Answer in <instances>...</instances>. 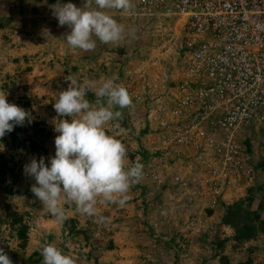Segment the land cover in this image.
Listing matches in <instances>:
<instances>
[{
    "label": "rangeland",
    "instance_id": "374dc122",
    "mask_svg": "<svg viewBox=\"0 0 264 264\" xmlns=\"http://www.w3.org/2000/svg\"><path fill=\"white\" fill-rule=\"evenodd\" d=\"M61 1L75 3L74 0L73 2ZM31 10L35 8L31 7ZM47 15V13L41 15L38 26L32 24L31 16L23 14L20 21L14 23L16 26H12L11 23L10 26L0 28V92L7 94V101L18 107H21V102L27 99L29 106L25 111L29 113L31 121H39L40 126L50 130L51 134L43 143L46 148L43 157L45 163L49 164V159L55 155V137L59 135L54 131V123L64 119V117H58L53 105L59 92L66 90L70 83L65 81V77L72 74L79 83L96 88L105 79L117 76L115 74L117 70L123 73L128 68L131 81L128 92L131 91L132 94L140 97H148L157 92L162 85L169 84L172 79L168 76L171 70L170 59L162 60L155 54H150V49L155 46L160 37L167 39L176 32L177 28L172 19H166L163 16L121 17L110 14L124 26L125 38L112 44L99 43L105 48L96 49L98 51L96 55V51L93 54L92 51L71 50L69 46H66L59 37L64 26H59L58 20L54 25H50L46 19ZM51 18L55 17L52 15ZM131 28L136 29L135 39L127 35ZM99 44L98 46L102 47ZM73 66L77 67L76 70H73ZM135 107L137 112L130 117L129 126L137 131L146 119V114L141 104L136 106L133 103V108ZM128 110L131 111V109ZM114 123L109 122L104 126L106 133L121 140L129 151L132 150L136 143L134 136L128 128L121 125V121L118 127H115ZM22 127L24 131L20 133V136L25 139L22 141L27 149L20 146L12 147L0 140V155L6 168V178L0 184V248L9 256L13 264H42L40 245L45 241L54 242L63 254L71 255L76 264H171L174 260L173 254L171 251L163 252V239L161 235H158L160 232L168 231L170 220L175 222V219L182 216V222H185L188 213L195 210L194 220L191 221L196 224L194 234L203 229L205 223L216 219L212 202L209 204L212 206L208 207L214 211L206 215L204 203L207 198H204V201H195L188 212L182 214V211L175 212L178 207L174 206L171 200H174L178 193L170 189L163 190L161 193L163 199L167 202L171 201L167 209L165 204L159 210L156 203H152L153 205L150 203L149 208L153 207V210L147 211L143 202H140L139 189L133 186L128 193L129 199L122 208L112 204H97L99 212L109 217L111 223L108 227L91 225L92 236L99 246L107 239H111L114 246L111 250L102 252L95 261L92 255L90 259H86L84 253L91 249L86 246L80 248V235H75V241L72 242L71 238L65 234L66 230L62 229V223L43 210L41 202L30 190L36 182L34 178L24 173V166L30 163L33 157L37 159L38 155L28 148L29 142L26 136L35 138L28 119ZM251 127L259 128L254 145H257V153L262 154L264 137L259 134L261 124L255 122L251 124ZM147 137L153 138V134H148ZM132 163L134 162L128 163L126 157V168ZM192 164L195 170L198 169L197 163ZM7 184L11 185L10 192L5 190ZM245 187L246 185H229L222 191L221 199L229 201L230 197L242 195ZM151 195L147 197L150 198ZM61 204L67 217L75 215L73 204L63 202ZM158 210L165 211L159 220L147 217ZM16 211L21 214V221L27 225V241L23 248L18 246L19 240L15 233V227L18 224L10 223ZM77 217L79 224L84 222L80 219L79 213ZM154 223L156 226H153ZM188 225L190 224L183 226V230H188ZM223 231L228 230L223 229ZM253 243L258 246L252 262L256 264L264 255V244L261 238ZM181 245L183 243L178 242L177 247L180 248ZM188 246L186 252L179 253L181 254L179 264H199V260L195 258L196 252H205L206 248L199 244L194 245L192 242ZM33 251L39 256L32 255ZM239 254L240 252H233L234 256ZM30 255H32L31 259L36 261H29Z\"/></svg>",
    "mask_w": 264,
    "mask_h": 264
},
{
    "label": "built area",
    "instance_id": "2783aa9c",
    "mask_svg": "<svg viewBox=\"0 0 264 264\" xmlns=\"http://www.w3.org/2000/svg\"><path fill=\"white\" fill-rule=\"evenodd\" d=\"M132 3L130 12L107 11L121 17L172 16L178 25L155 52L170 59L171 82L148 97L129 92L156 130L157 146L150 150H163L144 166L141 180L157 185L163 172L181 185L173 205L185 208L184 203L207 198L204 205L212 206L216 195L247 176L245 128L264 121V0ZM117 83L129 90L128 68ZM183 197L185 202L179 201ZM195 225H188L189 233Z\"/></svg>",
    "mask_w": 264,
    "mask_h": 264
},
{
    "label": "clouds",
    "instance_id": "9594fccd",
    "mask_svg": "<svg viewBox=\"0 0 264 264\" xmlns=\"http://www.w3.org/2000/svg\"><path fill=\"white\" fill-rule=\"evenodd\" d=\"M50 8L58 25L71 29L65 38L69 48L88 52L95 50L97 41L112 44L125 38L124 26L107 10L130 12L134 4L132 0H84L82 6L77 7L74 3L62 4L57 0ZM163 17L172 19L178 27L175 17ZM127 35L135 39L136 29H129ZM163 40L160 37L156 41L150 54H155ZM118 77L105 79L92 88L79 83L74 75H67L65 81L70 83L66 90L59 92L53 105L58 117H64L54 123V131L59 133L54 140L55 155L49 159V164L41 156L39 160L33 157L24 166V173L36 182L30 189L34 197L41 202L43 210L61 223L67 219L63 202L75 204L77 213L92 218L99 226L108 227L110 218L99 212L97 204L122 208L129 199L130 189L143 176L144 165L140 158L126 168V146L105 131L104 126L109 122H115L114 126L118 127L124 116L122 110L133 107L126 87L116 83ZM122 77L123 73L119 80ZM89 91L94 92V102L86 98ZM6 97L7 94L0 92V138L13 131L16 125L23 126L26 119L31 123L29 113L9 103ZM40 255L42 264H76L75 259L63 254L54 242L42 243ZM0 264H13L2 248Z\"/></svg>",
    "mask_w": 264,
    "mask_h": 264
},
{
    "label": "trees",
    "instance_id": "16d2710c",
    "mask_svg": "<svg viewBox=\"0 0 264 264\" xmlns=\"http://www.w3.org/2000/svg\"><path fill=\"white\" fill-rule=\"evenodd\" d=\"M2 1L5 0H0V28L10 26L11 23L12 26H16L14 23H18L23 14H28L27 12L30 11L29 9L34 4V0H23L24 2H22V0H7L11 1V4L3 6ZM47 3L49 5L55 4L56 0H48ZM75 3H77L78 7H80L82 6L83 1ZM44 6L47 7L46 5ZM40 7L41 6L38 7V10ZM13 9L18 10L16 15L12 13ZM46 12L51 13L50 6L49 9L46 8ZM40 13L39 15L35 14L32 17V24L38 26L41 20ZM46 19H48L50 25H54L57 21V19L51 18V14H48ZM70 31L71 29L65 25L60 32L59 37L65 43L66 35L70 33ZM99 43L100 42L97 41V47L91 53L94 54L96 51L97 55L98 51L96 49L105 48ZM98 44L102 47H99ZM66 46H68L67 43ZM76 68V66H73V70H76ZM115 74L117 77H120L121 71L119 72L117 70ZM86 98L90 102H94L95 95L93 91H89ZM28 106V100L24 99L21 102V107L24 110H27ZM122 111L124 116L121 120V125L128 128L136 140L135 147L132 150L129 151L128 148H126L128 163L132 161L135 162L139 157L140 162L143 163L145 167H147L149 161H152L154 158H158L159 155L163 156V154H161V152H163L161 148L158 150H150V148L157 146V142L155 135L153 138H148L147 135L155 134L156 130L154 129L153 125L145 119L142 126L139 127L137 131H135L134 128L129 126V120L134 113L136 114V107H132L131 111L128 109H123ZM41 122L43 124V121ZM39 124V121H31L30 125L32 128V135H34L35 138L29 137V135L26 136V140L29 142L28 148L30 151L37 153V160H39V158L46 152V148L43 143L51 134L50 130H45V128ZM260 124L261 129L259 130V134L260 136L264 137V121ZM258 129L251 127V124L245 128L243 144L244 150L248 153L246 165H248L250 170L245 179L238 182L240 186L246 185L244 188L245 192L242 195L230 197L229 201L221 199L220 195H216L214 197L213 203L216 219L212 222L205 223V227L203 229L192 235H189L188 230H183V226L191 223L195 217V210H193L191 213H188V218L186 220L187 222H182V216L175 219V222L171 219V222L168 224V226H170L167 229L168 231L158 233V235H161L163 239V252L171 251L173 254L174 260L171 264H179V255H181L179 253L182 251L186 252L190 242H192L194 245L199 244V246H204L206 248L205 252H196L195 258L197 257L199 264H252L254 252L258 248L256 243L252 244V242L261 238V241L264 244V151L262 154L259 152L257 153V145H254L258 135ZM22 131H24L23 127L16 125L13 131L6 133V137L0 138V140L12 147L20 146L21 148H26L22 141L25 139H22L20 136ZM133 159H135V161ZM167 159L169 162L172 160L171 158ZM5 178L6 168L4 166L2 155H0V184L5 180ZM160 178L161 181L157 185L153 180L148 181V179H142L139 181V183L134 185V188L139 189L138 192L140 194V202H143V205L147 211L150 209L153 210V207L149 208L150 203H156V206L159 210L165 204V208L167 209L169 207V202L173 200L167 202L162 198L163 194L161 193L163 190L170 189L171 191H174L181 188L179 183H172L170 176H164L163 172L160 174ZM246 182L247 184H245ZM10 189L11 185L7 184L5 190L10 192ZM149 195H151L150 198L147 197ZM146 198L148 199L146 200ZM180 200L185 202L184 197L179 198V201ZM177 204L178 202H176L174 205L178 207L175 212L180 213L182 211L181 214L183 212H188L192 208L191 206H193L189 205L188 203H184L185 208H182ZM72 206L75 209V204ZM204 208L206 215H210L212 211H214L208 206H204ZM159 210L156 211L155 214H152L153 216L147 215V217H154V219L158 218L159 220L165 212ZM77 214L78 213L75 212L73 217H67V219L62 222V229L66 230L65 234L71 238L72 242L75 241V235H80V248L86 246L91 249L84 253V258L90 259L92 255L93 260L95 261L102 252H106V250H111L113 248V241L111 239H107V241L99 246V243L94 240L92 231L90 229L91 225H96L93 223L92 218L80 214V219H83L84 222H80L79 224ZM10 223L12 225L18 224L15 227V233L19 240L18 246L23 248L27 241V225L21 221V214L17 211L14 212ZM153 226H156V224L154 223ZM223 229L228 231L224 232ZM178 242L183 243L180 248L177 247ZM227 248L228 251H226ZM233 252H240V254L238 256H234ZM32 255L39 256V254L34 251ZM32 255H30L28 260L31 262L36 261L31 259ZM256 264H264V255L262 256L261 261Z\"/></svg>",
    "mask_w": 264,
    "mask_h": 264
},
{
    "label": "crops",
    "instance_id": "0c3cea01",
    "mask_svg": "<svg viewBox=\"0 0 264 264\" xmlns=\"http://www.w3.org/2000/svg\"><path fill=\"white\" fill-rule=\"evenodd\" d=\"M47 1L48 0H34L33 2H34V4L32 5V8L34 7L35 8V10H31V8L29 9L30 11L29 12H27L28 14V16H31V17H33L35 14L36 15H39V13H40V15H46V13L47 14H51V16H52V12L51 13H48V12H46V8L47 9H49V6H51V5H53V4H48L47 3ZM52 1V0H51ZM72 2H73V0H71ZM22 2H24L23 0H22ZM57 2V1H56ZM74 2H80V0H74ZM60 3H62L63 4V1H61L60 0ZM11 4V1H7V0H5V1H2V5L3 6H5V5H10ZM77 7H78V5H77V3H74ZM44 5H46L47 7H45ZM39 6H41L40 8H39V10H38V7ZM13 12L12 13H14L15 15H16V13L18 12V10H15V9H13L12 10ZM3 13H5V12H3ZM30 22H31V20H30ZM34 25V24H33ZM240 195V194H239Z\"/></svg>",
    "mask_w": 264,
    "mask_h": 264
}]
</instances>
